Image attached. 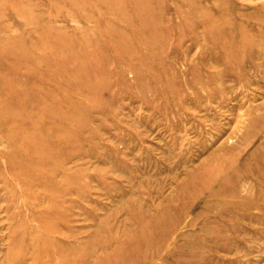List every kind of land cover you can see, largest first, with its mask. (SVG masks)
Here are the masks:
<instances>
[{
  "label": "rangeland",
  "instance_id": "374dc122",
  "mask_svg": "<svg viewBox=\"0 0 264 264\" xmlns=\"http://www.w3.org/2000/svg\"><path fill=\"white\" fill-rule=\"evenodd\" d=\"M0 264H264V0H0Z\"/></svg>",
  "mask_w": 264,
  "mask_h": 264
}]
</instances>
